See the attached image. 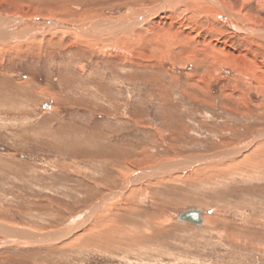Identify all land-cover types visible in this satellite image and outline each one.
Here are the masks:
<instances>
[{
	"label": "rangeland",
	"instance_id": "374dc122",
	"mask_svg": "<svg viewBox=\"0 0 264 264\" xmlns=\"http://www.w3.org/2000/svg\"><path fill=\"white\" fill-rule=\"evenodd\" d=\"M195 1L0 0V264H264V0Z\"/></svg>",
	"mask_w": 264,
	"mask_h": 264
},
{
	"label": "bare ground",
	"instance_id": "6f19581e",
	"mask_svg": "<svg viewBox=\"0 0 264 264\" xmlns=\"http://www.w3.org/2000/svg\"><path fill=\"white\" fill-rule=\"evenodd\" d=\"M57 1V0H56ZM59 1V0H58ZM65 1V0H64ZM81 1V0H80ZM193 1H195V0H193ZM210 1V3H208V4H205L204 3V5L202 4V5H198V2L199 1H195V2H193V3H186L185 2V6H188L189 8H190V10H192V9H195V11H201V12H204V13H211L212 12V10H213V7H211L212 5H211V2H213V3H218L219 4V6H221V8H222V10H219L220 12H219V16H220V18H221V20L225 23V24H227V26H229L231 29H233L234 31H236V32H241L242 33V31L244 32V31H247L248 29H249V26H247L246 27V23L247 22H245L244 20H243V18L241 17H233L232 15H231V13L229 12V9H227V6H228V3H224V2H222L221 0H209ZM43 2H44V0H43ZM42 2V3H43ZM191 2V1H190ZM207 2H208V0H207ZM231 2V1H230ZM54 3H55V0H54ZM71 3V2H70ZM56 4H58V2L56 3ZM133 4V3H132ZM168 5V4H167ZM215 5V4H214ZM61 6V5H60ZM218 6V7H219ZM171 7V6H170ZM169 7V8H170ZM53 9V8H52ZM70 10V9H69ZM234 10V9H233ZM214 12V11H213ZM72 13V12H71ZM26 14V13H25ZM140 14H142L141 15V17L142 18H140L139 19V22L141 23V24H148V23H150L149 25H151L152 27L149 29V31H146V34L148 35L149 34V36L147 37L146 36V34H144V31L143 32H141V30L139 29V30H137V35L136 36H140V35H143V37L145 36L146 38H150V42H155V36L154 35H156L158 32H159V34L161 35V34H163L164 35V37H162L163 39H165V38H167V36H169L170 34H172L171 33V31H172V29H167V27H165L164 25H161V21H159V24H157L156 22H154L152 19H153V17L155 16V13H151V12H141ZM238 14V13H237ZM27 15H30V14H27ZM26 16V15H25ZM126 16V15H125ZM132 16V15H131ZM134 16V15H133ZM239 16V15H238ZM27 17V16H26ZM135 17V16H134ZM121 18V17H120ZM124 18H126V17H123V19ZM132 18V17H131ZM219 18V19H220ZM245 18V17H244ZM2 20V19H1ZM117 20V19H116ZM132 20V19H131ZM130 20V21H131ZM36 21H38V20H36ZM53 21V20H52ZM126 21V20H125ZM248 21V20H247ZM261 21V20H260ZM45 22V21H44ZM14 23V22H13ZM53 23H56L55 25L54 24H51V26L50 27H55V26H63V24H61V23H57V22H53ZM114 23V22H113ZM132 23V24H131ZM252 23V22H251ZM263 23V22H262ZM37 26H42V27H45L46 26V24H44L43 22H41V21H38V22H36L35 23ZM34 24V25H35ZM66 24V23H65ZM91 24V23H90ZM138 20H136V22H130V25H129V27H135L136 25L138 26ZM5 25V24H4ZM8 25V24H7ZM13 25V24H12ZM15 25V24H14ZM25 25V24H24ZM92 25H94V26H92ZM148 25V26H149ZM255 25V24H254ZM10 26V25H9ZM27 26H29V25H27ZM155 26V27H154ZM157 26H159V27H161V30H159V29H157ZM260 26V25H259ZM7 26H3V28L1 27L0 28V37L3 39V36L4 37H9L10 36V30L8 29H5ZM31 27H32V24H31ZM41 27V28H42ZM103 26H101V28H102ZM256 27V26H255ZM258 27V26H257ZM11 28H16L15 26H13V27H11ZM28 28V27H27ZM30 28V27H29ZM40 28V27H39ZM101 28H99L98 26L96 27L95 26V24H91V26H88V31H91V32H95V31H98V33L100 32V31H102V29ZM43 29V28H42ZM101 29V30H100ZM114 29V28H113ZM251 29V28H250ZM249 29V30H250ZM7 30V31H6ZM19 30V29H18ZM86 30V31H87ZM115 30V29H114ZM131 30V29H130ZM185 30V29H184ZM211 30V29H210ZM112 31V30H111ZM160 31H162V32H160ZM180 31L181 30H179V29H175V33H176V36H181V34H180ZM251 31V30H250ZM253 32H264V27H260V29H256V30H252ZM102 32H104L105 33V31L103 30ZM110 32V31H109ZM136 32V31H135ZM164 32H167L166 34H164ZM191 32V31H190ZM247 32H249V31H247ZM21 33V32H20ZM194 33V32H193ZM153 34V35H152ZM182 34H183V32H182ZM189 34V33H188ZM257 34V33H256ZM255 34V35H256ZM262 34V33H261ZM113 35V34H112ZM171 36V35H170ZM260 37H262V36H264L263 34L262 35H259ZM41 37V36H40ZM162 38H161V40H162ZM192 36H190V35H182L180 38H178V41H179V43L180 44H189L190 46H188V49L187 48H184V45L182 46V47H180L179 49L181 50L180 52H181V55L183 54V55H187L188 56V54L189 53H192V57H197L198 55H200V54H203L202 52L203 51H201V50H203L204 48H201V50H199L198 49V51H196L195 50V48L190 44L191 42H192ZM6 39V38H5ZM20 39V38H19ZM18 39V40H19ZM167 40V39H166ZM108 41V40H107ZM109 42V41H108ZM159 42V41H158ZM218 42V41H217ZM222 44L223 43H215L213 46H212V48H214V49H216L217 51L219 50V51H227V55H228V57L230 58V60L232 61V62H235V64L237 63V61L240 59V57L238 56V55H236L234 52H232V50L230 51V49L229 48H227V47H225V45H227V44H224V47H221L222 46ZM187 46V45H186ZM201 46V45H200ZM205 46V45H204ZM132 47V46H131ZM218 51V52H219ZM175 52V51H174ZM208 52V51H207ZM171 53H172V51H171ZM171 53H170V55H171ZM176 53H178V52H176ZM205 53V55L203 54L202 55V57H204L205 56V58H207L206 57V51L204 52ZM208 55H209V52L207 53ZM167 55V54H166ZM173 56V55H172ZM164 57V56H163ZM165 59V58H164ZM171 60V59H170ZM183 60V59H182ZM224 61V60H223ZM237 65V64H236ZM239 66V65H238ZM237 68V67H236ZM238 69V68H237ZM239 70V69H238ZM240 71H242V70H240ZM243 74V73H242ZM4 85V84H3ZM6 86H8V85H6ZM21 90H24L25 92H23V91H21ZM34 93H33V90H25V89H22V88H12L11 86H10V88L8 89V88H5L4 90H3V87H2V85L0 86V101H2V100H7V101H9L10 103H12V101L13 102H18V101H20V100H22L24 97H30V98H33V95ZM17 100V101H16ZM7 101H5V103L7 102ZM22 102V101H21ZM6 105V104H5ZM6 114V113H5ZM9 115H10V113H9ZM239 115V114H238ZM248 115V114H247ZM246 115V116H247ZM264 117V116H263ZM239 121V120H238ZM230 129V128H229ZM229 134V133H228ZM260 135H262V134H260ZM256 136V135H255ZM259 138V136H257L256 138H255V140L254 141H252L251 142V144H249L250 145V147L251 148H246V149H243V150H238V151H232V150H228L227 152H222V153H219V154H217V155H219V156H216L215 158H214V160H216V162L212 165V167L213 166H217V164H218V162L219 161H221V160H224V159H226V158H224L225 156H229L230 158H235L236 157V155L237 154H243L245 151H246V153H247V151L249 150H251V152H252V149L255 147V146H257V141H258V143H259V140L260 139H258ZM222 139H223V137H222ZM258 139V140H257ZM225 140V139H224ZM231 140V139H230ZM262 140V139H261ZM215 144H217V143H215ZM248 145V146H249ZM240 145H238V147H239ZM247 147V146H246ZM236 148V147H235ZM261 148V147H260ZM238 149V148H237ZM262 149H264V148H262ZM255 151V150H254ZM260 151V150H259ZM257 152V151H256ZM254 154H255V152H253ZM259 154H260V152H259ZM264 154V153H263ZM262 154V155H263ZM223 156V157H222ZM264 156V155H263ZM211 156H206L205 158H210ZM253 157V156H252ZM241 159V158H240ZM244 159V158H243ZM258 160V159H257ZM210 162H211V160H210ZM212 163V162H211ZM248 164V163H247ZM259 166H260V164H259ZM263 168H264V165L262 166ZM255 168V167H254ZM262 168V169H263ZM152 169V168H151ZM167 169V168H166ZM258 170H260V169H258ZM256 172V171H255ZM263 172V171H262ZM258 173V172H257ZM252 174V173H251ZM262 174V173H261ZM264 177V176H263ZM142 178H144V177H142ZM137 179V178H136ZM157 193V192H156ZM254 198V197H253ZM203 219V223L205 222V218H202ZM259 221V220H258ZM257 220H256V222H258ZM248 221H246V223H247ZM252 222V221H251ZM250 222V223H251ZM255 222V223H256ZM216 223V222H215ZM245 223V224H246ZM262 223V222H261ZM81 225H82V223H81ZM86 225V224H85ZM209 225V224H208ZM248 225V224H247ZM255 225V224H254ZM257 225V224H256ZM148 226H150L149 224H148ZM151 227V226H150ZM149 227V228H150ZM123 228V227H122ZM117 229V228H116ZM9 230H11V229H9ZM13 230V229H12ZM123 230V229H122ZM263 230V229H262ZM124 232H126L125 230H124ZM129 232V231H128ZM14 233V232H13ZM19 234V233H18ZM21 234V233H20ZM126 234V233H125ZM106 236V235H105ZM110 236H112V235H110ZM117 236V235H116ZM126 236H129L128 235V233H127V235ZM66 237V236H65ZM64 237V238H65ZM131 237H133V236H131ZM105 239L107 238V237H104ZM16 239V238H15ZM30 239V238H29ZM109 239H110V237H109ZM108 239V240H109ZM258 239V238H257ZM107 240V239H106ZM259 240V239H258ZM96 241V240H95ZM101 241H103V239L101 240ZM101 244V243H100ZM110 245V244H109ZM109 248V247H108ZM140 249V248H139Z\"/></svg>",
	"mask_w": 264,
	"mask_h": 264
},
{
	"label": "water",
	"instance_id": "95a60500",
	"mask_svg": "<svg viewBox=\"0 0 264 264\" xmlns=\"http://www.w3.org/2000/svg\"><path fill=\"white\" fill-rule=\"evenodd\" d=\"M44 24H46V27H50L51 24H56L53 23L51 21L49 22H43ZM202 214H203V210L200 208L197 209H189L183 213H181L179 215V219L182 221H189L192 222L194 224H202L203 223V219H202Z\"/></svg>",
	"mask_w": 264,
	"mask_h": 264
},
{
	"label": "crops",
	"instance_id": "0c3cea01",
	"mask_svg": "<svg viewBox=\"0 0 264 264\" xmlns=\"http://www.w3.org/2000/svg\"><path fill=\"white\" fill-rule=\"evenodd\" d=\"M203 214H204V210H203ZM203 214H202V218L204 217ZM185 222H189V221H185ZM190 223H192V222H190ZM201 225H203V223L202 224H198V226H201Z\"/></svg>",
	"mask_w": 264,
	"mask_h": 264
}]
</instances>
